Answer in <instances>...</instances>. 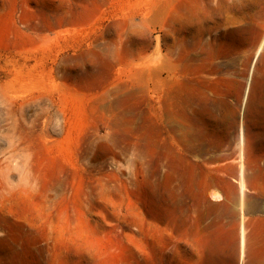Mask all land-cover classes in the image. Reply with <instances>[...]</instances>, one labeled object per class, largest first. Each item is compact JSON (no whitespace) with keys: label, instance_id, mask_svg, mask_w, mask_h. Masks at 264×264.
Listing matches in <instances>:
<instances>
[{"label":"rangeland","instance_id":"374dc122","mask_svg":"<svg viewBox=\"0 0 264 264\" xmlns=\"http://www.w3.org/2000/svg\"><path fill=\"white\" fill-rule=\"evenodd\" d=\"M171 1L0 0V264H264V0L178 40Z\"/></svg>","mask_w":264,"mask_h":264},{"label":"bare ground","instance_id":"6f19581e","mask_svg":"<svg viewBox=\"0 0 264 264\" xmlns=\"http://www.w3.org/2000/svg\"><path fill=\"white\" fill-rule=\"evenodd\" d=\"M171 1V0H170ZM51 2V1H50ZM168 2V1H167ZM102 3V2H101ZM105 3V2H104ZM174 3V12L171 15L169 19H167V23H168V30L170 31L171 37L174 39L179 38L182 35V30L181 27L182 26H187L189 24H194L195 26H197L201 32H206L208 30V27L205 26L206 24V20L207 17L209 16V18L211 19V21L213 22L214 29H217L218 27H220V25L222 24V22L224 21V16L227 12H234L235 17L234 18H230L227 22L223 23L225 25H236V26H246L248 28V30H252V15L249 12L248 6H247V1L246 0H241L239 2H236V0H173L171 2H169V4ZM168 4V3H167ZM173 5V4H172ZM171 6V5H170ZM203 6H206L207 8V12H205ZM81 10L80 11H70V23H74V24H80V26L82 24H87L89 22H91L92 19V15L89 13V11L82 5H80ZM170 9V8H169ZM172 10V9H171ZM50 12V11H49ZM67 12V11H66ZM150 17L149 15L147 16V18ZM48 18V17H47ZM145 18V20H149L148 18ZM15 19V18H14ZM58 20V19H57ZM60 20V19H59ZM144 20V21H145ZM131 21V20H130ZM129 21V22H130ZM133 21V20H132ZM131 21V22H132ZM145 21V24H146ZM208 21V20H207ZM210 21V20H209ZM45 22V21H44ZM123 22V21H122ZM148 22V21H147ZM143 23V20L142 22ZM140 23V25H141ZM150 23V22H149ZM49 24V28H51V21H48ZM90 24V23H89ZM134 24V23H133ZM130 25V24H129ZM149 25V24H147ZM146 25V26H147ZM57 26V25H56ZM61 26V22L58 23V27ZM133 26V25H131ZM160 26V25H159ZM166 26V25H165ZM22 27V26H21ZM40 27V26H39ZM76 27V26H75ZM121 27V23L117 22L114 23L112 25L111 28L113 29H118ZM141 27V26H140ZM144 23H143V26ZM162 27V26H161ZM19 28V27H18ZM17 28V29H18ZM73 28V27H72ZM133 28V27H130ZM148 28V27H147ZM27 29V28H26ZM64 29V28H63ZM68 29V28H67ZM162 29H164V27H162ZM160 29V30H162ZM166 29V28H165ZM164 29V30H165ZM122 30V28H121ZM146 30V29H145ZM149 30V29H148ZM148 30H146L148 32ZM159 30V31H160ZM27 31V30H26ZM143 31V30H142ZM158 31V32H159ZM167 31V29H166ZM19 32V31H18ZM33 32V31H32ZM125 32V31H124ZM127 32V31H126ZM150 32V31H149ZM21 33V32H20ZM23 33V32H22ZM169 33V32H168ZM29 34V33H28ZM35 33L33 32V35ZM141 34V33H140ZM30 35V34H29ZM119 35V34H118ZM117 35V36H118ZM260 33H258L256 35V37H245L242 41L243 46H248V47H253L258 39L260 38ZM38 36V35H37ZM116 36V35H115ZM143 38H141V43H139L137 45V61H139V59H146L147 58V51L149 49V45L151 43V39L149 37L148 33H145L143 36ZM207 37V36H206ZM133 38V37H132ZM170 35L165 34V36H162L160 34L154 35L152 40H153V44H154V51H155V56L152 60L147 59L146 62H142L140 60V64H138V66L141 67H145L147 66V63H149L148 65H152L155 69H156V75L159 76L161 70L163 69L162 65H166L168 66L170 63V58L173 55V48L174 46H170V44L167 43V41L169 40ZM183 38V36H182ZM124 39V38H123ZM122 39V40H123ZM121 40V41H122ZM178 40V39H177ZM129 41V40H128ZM180 41V40H179ZM120 42V41H119ZM106 43V42H105ZM128 44V43H127ZM181 44V43H180ZM263 44V40H261V44ZM126 45V44H125ZM182 45V44H181ZM180 46V45H178ZM152 47V46H151ZM261 47V46H260ZM105 48V47H104ZM113 48V47H112ZM179 48V47H178ZM102 49V48H100ZM165 50V53H163L162 51ZM105 51V50H104ZM109 51V50H108ZM116 51V50H115ZM122 51V50H121ZM179 51V50H178ZM119 53V49L118 51H116ZM128 52V51H127ZM126 52V53H127ZM133 52V51H132ZM114 53V52H113ZM112 53V54H113ZM129 53V52H128ZM127 53V54H128ZM154 53V52H153ZM186 53V52H185ZM109 54V53H108ZM111 54V55H112ZM117 54V53H116ZM115 54V55H116ZM120 54V53H119ZM119 54H117L119 56ZM122 54V52H121ZM130 55V54H129ZM128 55V56H129ZM102 56V55H101ZM99 54L96 53H87L85 55V57H87L88 59V63H89V67L90 69H106V67H108V65H106V63L104 62V59H102ZM104 56V55H103ZM134 56V55H133ZM82 58H84L82 56ZM115 58V57H114ZM112 58V59H114ZM124 58V57H123ZM119 59V58H118ZM106 60V59H105ZM135 60V59H134ZM176 60V59H175ZM129 61V59H128ZM133 60H131L130 62H132ZM136 61V62H137ZM128 63V62H127ZM109 64V63H108ZM134 64V63H133ZM132 64V65H133ZM138 67V69H139ZM111 70V69H110ZM152 70V67L151 69ZM149 70V71H150ZM165 70V69H164ZM171 71V69L169 70ZM110 72V71H109ZM147 72V71H146ZM153 72V71H152ZM150 72V73H152ZM98 73V72H97ZM94 74V73H93ZM100 74V73H99ZM154 74V72H153ZM151 74V75H153ZM95 76V74L93 75ZM100 76V75H99ZM97 77V76H96ZM94 78V77H93ZM162 79V78H161ZM156 80V78H155ZM154 80V81H155ZM157 81V80H156ZM159 81V79H158ZM163 83V82H161ZM160 82H157V85H162ZM239 138L241 141V130L239 128ZM239 140V139H238ZM239 187H240V191L242 193L243 190V181L241 178H239ZM172 218H167L166 219H162V218H156V220L154 221L153 225L154 228L157 230L158 233L162 234V235H166L169 236L170 235V223ZM240 243L238 246V250L240 255L243 254V235L241 234L240 237ZM245 256V255H244ZM240 257V256H239ZM242 258V257H241ZM242 261V260H241ZM238 264H241L240 259L238 261Z\"/></svg>","mask_w":264,"mask_h":264}]
</instances>
